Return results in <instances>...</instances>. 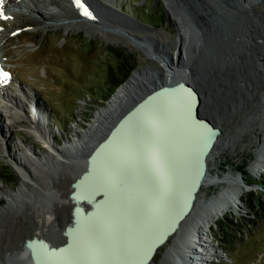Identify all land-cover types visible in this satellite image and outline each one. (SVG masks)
I'll return each mask as SVG.
<instances>
[{"label": "rangeland", "instance_id": "rangeland-1", "mask_svg": "<svg viewBox=\"0 0 264 264\" xmlns=\"http://www.w3.org/2000/svg\"><path fill=\"white\" fill-rule=\"evenodd\" d=\"M58 1L59 7L50 8L46 1L39 5L46 13L54 15L65 14L67 7L74 10L68 0ZM255 1L168 0V8L166 0H119L121 5L115 4L114 0H98L105 7L101 9L96 5V15H102L100 17L110 26L88 19H62L48 24L28 9H18L22 11L7 13L5 18H0V45L4 43L0 46L2 75L7 76L10 71L12 77L7 80L19 82L28 96L35 94L37 99L47 103V115L51 114L48 115L49 128L55 133L54 137H60L53 127V119L65 139L69 134L73 138L72 127L77 128L76 132H83L96 112L112 98L105 85L107 65L117 62L109 54L111 49L119 50L134 69L148 68L147 71L151 72L149 67L154 56L149 54L162 53V57L174 60L179 56L177 49L183 45L179 38V21L169 10L180 12L182 9V19L183 15L190 16L193 27L189 29L191 34L187 39L188 56L184 54V60L180 61L195 68V78L204 89L197 115L213 116L223 126L221 139L226 142L224 148L214 151L205 178L207 182L197 194V208L212 206L209 200L214 199L213 195L233 182L246 190L238 210L226 213L207 233L206 240L217 251L216 257L207 256L208 264H264V218H255L248 198L252 193L258 208L260 204L264 206V189L261 185L252 184L264 174V169L262 172L252 171L257 147L264 141V58L260 56L264 54V10L248 11V6ZM259 3L261 0L254 4ZM23 20H31L32 24H25ZM67 23L72 26H67ZM140 41L142 46H150L152 52L148 54L135 44ZM148 42L151 45H147ZM194 43L202 47V55L193 54ZM259 64H263V68ZM152 70L157 78L162 76L159 70ZM112 74L117 78L120 76L117 70ZM248 79L256 82L254 90L249 91L251 82H247ZM5 83L0 81V89L11 92L15 100L22 103L24 96L21 90ZM3 102L0 98V104ZM2 108L0 106L4 111ZM36 110L41 111L40 115L44 113L37 107ZM14 111L22 123L14 122L9 131L2 125L0 132L6 139L5 143L0 141L3 145H0V264H25L20 256L22 239L18 235L21 228H31L36 222L33 212L25 206L18 205L12 209L7 206L5 193H16L24 185L13 165L7 161L6 151H14L17 148L15 142L20 140L23 146H32L38 153L45 151L28 132H24L28 117L23 116V111ZM59 144L60 140L57 141ZM33 191L36 195V190ZM31 196V202L38 203L41 199L40 196ZM52 200L49 207L53 205ZM240 217L247 222L237 223ZM57 233L50 232L56 239ZM173 242L174 238L169 237L149 264H159ZM227 256L232 257L233 262Z\"/></svg>", "mask_w": 264, "mask_h": 264}, {"label": "bare ground", "instance_id": "bare-ground-1", "mask_svg": "<svg viewBox=\"0 0 264 264\" xmlns=\"http://www.w3.org/2000/svg\"><path fill=\"white\" fill-rule=\"evenodd\" d=\"M42 1H46L50 8L60 5L58 0H3L0 11L4 15L15 13V9H28L38 14L48 24L57 23L62 19L85 21L88 19V21H97V23L110 26L100 17L102 15H96L94 9L96 5L101 9L105 7L101 6L98 0H85L82 3L89 13L88 16L83 14L85 10L76 8L75 0H68V3L74 6L72 8L74 10H68L67 7L66 13H60L61 15L43 11L39 5ZM255 2L248 6V11L254 9L257 12L262 8L264 10V0L256 5ZM167 3L168 0H166V5L169 8ZM181 10L180 12L183 14ZM169 12L179 21L181 33L179 38L183 42V45L177 49L179 53L177 58L168 59L162 57V53L149 54L152 52L150 46L147 48L140 45L142 41L134 42L146 53L154 56V59L151 58L152 63L149 67L151 72L147 71L148 68L133 71L116 89L106 106L96 112L83 132H76L77 130L74 129L73 138L65 141L62 145H57L53 141V131L49 128L46 113L41 115L35 113V119L26 123L24 132H28L45 148V151L38 153L32 146L26 144L23 146L21 140L15 142L17 148L14 151H6L7 161L13 165L24 185L16 193H7L2 189L8 197L7 206L11 209L18 205L25 206L33 212L36 219V222L30 226L31 228H21L18 235V238L22 239L20 256L25 264H33L29 256V249L24 247L27 239H45L55 245L65 242L63 232L65 227L71 223L72 210L75 206L69 197L73 191L72 182L86 170V158L95 145L107 135L115 122L142 95L152 88L172 80L188 81L195 86L192 85L200 97L195 106L197 114L201 96L203 98L205 94L204 89L195 78V68H190L189 65L182 64L180 61L184 60V54L188 56L186 53L187 39L191 34L189 29L191 30L193 23L188 14L183 15L184 19H182L180 12L175 10H169ZM23 23L29 25L32 24V21L23 20ZM67 26L72 25L68 24ZM124 33L136 37L130 32L124 31ZM146 44L151 45L149 42ZM194 48V55L204 53L202 47H199L197 43H194ZM240 51H244L247 55L250 54L243 49ZM260 56L264 58V54ZM262 65L259 64L261 68H263ZM152 69L159 70L162 76L157 78V74ZM15 82L12 85L18 87L26 96L27 91L19 82ZM247 82H251L248 86L249 91L254 90L256 82L249 79ZM0 97L4 100L5 105V110L0 111V130L1 124H5L9 131L11 124L14 122L21 124L23 120L14 115V110L18 108V102L11 92L0 91ZM152 101L154 102L150 101L149 104L152 103L151 105L156 106V112L149 124L156 129V134L147 132L141 121H138L134 116L115 132L106 147L94 157L91 173L79 187V195L88 197L95 192H101L104 198L95 205L90 215L78 216L76 227L71 232L70 245L59 252L52 253L54 256L51 259L54 264H136L148 249L153 238L171 225V219L177 213V206L183 202L179 192L186 190L191 181L193 163L188 155L197 147V129L195 130L189 124L187 108L182 104L180 98L158 97ZM167 106L168 110H166ZM149 108L151 110V106ZM40 109L42 108L40 107ZM23 116L26 117L25 114ZM198 117L201 120H208L221 130L223 128L211 115ZM5 140L0 134V141L5 143ZM225 143L222 139L217 140L207 157V171L211 166L214 151L224 148ZM0 145L3 147L1 142ZM148 160L154 163L157 174L163 182L159 190L155 176L149 169ZM262 169H264V141L257 147L252 164V171L255 173ZM206 182L204 179L200 188ZM33 190H36V195ZM245 192V189L233 182L213 195L214 199L209 200V205L211 203L212 206L207 209L197 208L198 196L196 195L195 204L190 213L179 223L177 230L172 235L174 242L168 252L163 255L159 264H208V257H216L217 251L207 241L208 239L206 240L207 233L211 230V226L226 213L238 210ZM31 194L35 197L40 196L41 199L38 203L31 202ZM52 199H54L53 205L49 207ZM38 204L41 207H38ZM81 205L85 208L88 207L87 203ZM54 231L58 232L57 239L50 234ZM131 238H136L137 242H131Z\"/></svg>", "mask_w": 264, "mask_h": 264}, {"label": "water", "instance_id": "water-1", "mask_svg": "<svg viewBox=\"0 0 264 264\" xmlns=\"http://www.w3.org/2000/svg\"><path fill=\"white\" fill-rule=\"evenodd\" d=\"M158 97L180 98L182 104L187 108V117L189 116L188 118L190 122L189 124H191L195 130L197 129V147L195 151H190L188 155L189 159L193 163V172L189 187L186 190H181L179 192L183 202L177 206V213L174 214V218L171 219V225L153 238L148 249L139 258L136 264H149L157 249L166 243L167 239L177 230L179 223L190 213L193 205L195 204L197 192L207 174V157L214 148L217 140H221L222 131L208 120H201L197 116L195 106L200 98L198 92L188 81L178 79L158 85L147 91L115 122V124L109 129L107 135L95 145L94 149L86 158V170L76 177L71 184L73 191L70 193L69 197L73 200L75 206L72 210L73 217L71 223L65 227L63 232L65 242L55 245L45 239H27L24 243V247L29 249V256L33 264H54L51 259L52 256H54L52 253L59 252L70 245L71 232H73L76 227L78 216L86 217L90 215L94 210L95 205L103 200L104 195L101 192H95L88 197L80 196L79 187L86 181L87 177L91 173L94 157L101 149L106 147L109 141L113 138L115 132L118 131L125 122L135 116L137 117V120L141 121V123L145 126L147 132L156 134V129L149 124V121L155 117L153 114L156 112V106L154 107V105H151L152 103L149 104V102H154L152 100ZM150 106L151 110L149 108ZM168 109L169 107L167 106L166 110ZM148 164L150 171L155 176L157 189L159 190L163 182L157 174L154 163L148 160ZM239 184H241L240 181ZM83 203H87L88 207H83L81 205ZM130 241L137 242V239L131 238Z\"/></svg>", "mask_w": 264, "mask_h": 264}, {"label": "trees", "instance_id": "trees-1", "mask_svg": "<svg viewBox=\"0 0 264 264\" xmlns=\"http://www.w3.org/2000/svg\"><path fill=\"white\" fill-rule=\"evenodd\" d=\"M109 54L117 59V62H114L112 64L107 65V74H106V88L110 89V93L112 94L114 92V90L120 85L122 84L127 77L130 75V73L132 72V70L134 69V67L131 66L130 64V60L128 58H126L123 54H121L119 52V50L116 49H111V51H109ZM113 70H117L118 72H120V76H114V74H112ZM252 184H258L261 185L262 188L264 189V174L263 176H261L259 179L254 180V182ZM256 196V195H255ZM248 198H249V202L252 204L251 207L253 208V210L255 211L254 216L255 218L258 219H263L264 218V206L260 204V209L257 206V203L255 202V197L252 193L248 194ZM238 222H247V219L240 217L237 221ZM225 231L227 233V229L225 228ZM218 246L221 248V245L218 244ZM231 262H233L232 257L227 256Z\"/></svg>", "mask_w": 264, "mask_h": 264}, {"label": "snow or ice", "instance_id": "snow-or-ice-1", "mask_svg": "<svg viewBox=\"0 0 264 264\" xmlns=\"http://www.w3.org/2000/svg\"><path fill=\"white\" fill-rule=\"evenodd\" d=\"M76 2H77V6H78V7H83V6L79 3V0H76ZM2 4H3V0H0V5H2ZM83 14L86 15V16L89 15V13L87 12V10H85ZM0 18H5L4 15H3V12H2V11H0ZM3 78H4V79H7L6 74H4V77H3Z\"/></svg>", "mask_w": 264, "mask_h": 264}]
</instances>
